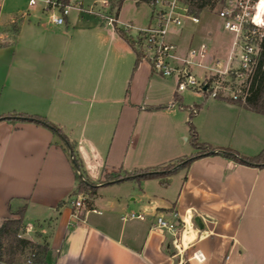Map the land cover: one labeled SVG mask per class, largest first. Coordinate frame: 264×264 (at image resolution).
Listing matches in <instances>:
<instances>
[{
	"label": "crops",
	"instance_id": "1",
	"mask_svg": "<svg viewBox=\"0 0 264 264\" xmlns=\"http://www.w3.org/2000/svg\"><path fill=\"white\" fill-rule=\"evenodd\" d=\"M26 2L12 9L0 6V51L12 50L0 57L4 85L0 116L12 112L39 116L59 128L92 181L103 173L154 169L196 154L188 122L199 143L212 148H227L220 147L213 135L226 131L229 121H234L235 136L241 140L239 155L252 157L264 147L263 130L257 127L262 122L251 116L254 112L225 99L206 102L204 95L184 106L173 91V78L164 84L167 102L172 100L167 106L159 100L144 107L132 103V97L126 101L127 90L121 95L125 73L118 55L107 61L102 22L77 11L68 14L62 25L51 21L52 13L47 18L36 11L24 22L29 13ZM51 25L53 31L48 29ZM69 26L91 32L69 35ZM105 33L110 40L117 34L111 28ZM165 39L176 44L167 34ZM191 40L188 36L182 46L175 45L178 58L187 56ZM131 69L137 81L141 75L148 85L153 81L145 67L133 64ZM190 107L196 109L194 114ZM114 113L117 124L110 139ZM63 144L44 126L0 121V225L14 218L8 212L12 200L25 202L22 222L31 230L23 236L48 245L45 264H264V168L203 156L166 177V185L162 179L98 183L90 206L75 208L72 201L87 196L75 195V173ZM129 214L142 218L121 219ZM172 214L184 223L185 241L184 232L176 237L155 227L156 216L171 220ZM195 218L201 227L194 224ZM195 252L201 261L192 258Z\"/></svg>",
	"mask_w": 264,
	"mask_h": 264
},
{
	"label": "built area",
	"instance_id": "2",
	"mask_svg": "<svg viewBox=\"0 0 264 264\" xmlns=\"http://www.w3.org/2000/svg\"><path fill=\"white\" fill-rule=\"evenodd\" d=\"M38 1L42 3L46 11L53 14L51 21L56 25H62L69 11L74 9L96 17L113 30L115 27L121 28L124 32L133 29L129 24L119 22L116 16L104 13V10L109 7L106 0L93 1L86 8L83 7V0H67L66 2L65 0H27V5L33 7ZM97 3L100 5L99 8L96 7ZM147 4L150 8L152 23L146 29L138 31L136 40L140 42L141 59L147 61L151 72L162 78L175 79L176 93L186 89H196L205 92L212 99L243 101L258 62L260 43L264 37V0H225L224 5L216 11L223 29L232 34L233 48L237 47L240 53L238 56L230 53L224 68H221L219 61H215V71L208 73L202 81L195 79L191 67L201 66V60L206 56L207 46L200 44L196 49H189L185 58H178L175 54V45L165 39L169 26H179L184 18H188L192 23H197L198 19L187 15V8L181 0H148ZM193 57L198 58L195 64L191 61ZM233 61L236 62L235 67H232ZM189 112L194 114L196 109L190 107ZM72 205L75 208L82 207L83 199H75ZM141 218L140 215L135 214L121 217L122 220ZM177 219L176 214H172L171 220L162 215L156 216L155 227L177 237L185 231L184 223ZM30 230V227H26L25 233ZM173 246L179 254L176 240L173 241ZM192 258L197 261L203 259L198 252H195Z\"/></svg>",
	"mask_w": 264,
	"mask_h": 264
},
{
	"label": "rangeland",
	"instance_id": "3",
	"mask_svg": "<svg viewBox=\"0 0 264 264\" xmlns=\"http://www.w3.org/2000/svg\"><path fill=\"white\" fill-rule=\"evenodd\" d=\"M5 1V2H4ZM93 1L100 2V0H83V7L86 8L89 6ZM108 1L109 7H107L104 10V13H110L112 16H117L121 22L124 24H130L134 27V29L128 30L126 35L130 37L132 40L136 41L138 37V31L146 29L151 23V14H150V8L146 2L139 1V0H124L122 4L120 5L119 9H116L115 6L111 4V0ZM233 1V0H231ZM4 3V9H12L14 7H19V5H23L24 7L25 3L24 0H0V6H2ZM27 3V2H26ZM28 6V5H26ZM99 3L96 4V7L99 8ZM220 6H217L213 11L208 12H202L198 17L197 23H192L188 18H184L181 20V24L179 26H169L167 28V38L170 37V39L176 43L177 47L179 48V44L182 46V43L186 41L188 36H191V44H189V49H196L201 43H205L207 46L206 50V56L201 60V66L197 67L196 65H193L192 68V74L194 75L195 79L197 81H202L204 73H213L215 71L214 68V62L218 60L220 62V65L223 67L225 63V59L228 55V53L231 51V39L232 34L227 32L222 27V22L220 18L217 16L216 11L219 9ZM29 13H26L22 19L24 22H28L29 16L36 11L38 14L42 16H46L47 18H50L51 12H48L44 9L42 6V3L38 1V3L33 6H28ZM5 11V10H4ZM75 10L69 11V15H74ZM1 13V12H0ZM19 14V13H18ZM117 14V15H116ZM4 16V15H3ZM6 17V16H5ZM17 19L15 18L12 23H9V30L13 31L15 28ZM33 21V19L31 20ZM49 21V20H48ZM50 23V22H49ZM8 24L3 25V29L6 30ZM62 27V26H59ZM50 31H53L52 25L50 26ZM109 29L105 25L104 27H101V42L104 43V45H108V58L107 61H111L113 58V55H118L119 57V66L124 70L126 81L124 83V88L121 93V95H124V91L127 90L126 95V101L132 97V103H134L137 106H146L150 105V103H155L154 101H160L162 105H168L172 103L167 102V93L166 88L164 87V84L167 82H174L172 78H161L159 75H156L152 73L149 74V70L147 69L146 65L147 61L144 59H141V61L137 64L136 67H145L147 70V76L151 77L153 81H150V84L148 85V81H146L145 76L141 75L139 80L137 81L136 77H134L131 74L132 66L135 62V54L132 53L131 49L128 47L126 42L118 35L115 34L113 36V40H110V36H108L105 32ZM91 31H75L72 27H68L67 33L70 35L74 34L76 36L78 35H85L87 36ZM180 33V35H178ZM210 33L211 38H208V34ZM110 40V41H109ZM138 49H140L138 47ZM12 53V50H2L0 51V57L3 56H9ZM232 53L236 56L239 55L240 50L237 47H234L232 50ZM194 64L198 62L197 57H193L191 60ZM236 66V62H232V67ZM6 67L4 68V70ZM130 81L129 87H127V82ZM151 79V80H152ZM0 81V94L3 90V83ZM176 90V85H174L173 91ZM178 95L182 97L183 105L184 106H190L192 105L196 100L198 96H205L207 98L206 102H213L217 99H212L208 95L205 94V92L196 90V89H186L182 92H179ZM159 103V102H157ZM168 103V104H167ZM174 107L178 109V103H174ZM236 106V105H234ZM184 112H188L187 108L182 107ZM96 111V102L94 101L92 110L90 112L91 120L95 116ZM255 119H258L262 122V126L257 124V127L259 129L263 130V137L262 141H264V116L254 114L251 115ZM116 113L113 115V123L110 125V128L108 129L109 132V138L112 139L115 128H116ZM229 121V120H228ZM230 127L226 129V131H223L221 133H217L216 135H213L215 138V141L219 143L220 147H227L234 149L238 153L239 151H243L242 147H240V139H237L235 136V130H234V121L230 123ZM227 122H223V124H228ZM259 125V126H258ZM151 128H155V125ZM254 128V127H251ZM201 135H204V129L201 130ZM252 133V131H249ZM198 142H201L200 139H198ZM264 145V142H263ZM237 147V148H236Z\"/></svg>",
	"mask_w": 264,
	"mask_h": 264
},
{
	"label": "trees",
	"instance_id": "4",
	"mask_svg": "<svg viewBox=\"0 0 264 264\" xmlns=\"http://www.w3.org/2000/svg\"><path fill=\"white\" fill-rule=\"evenodd\" d=\"M66 1L67 0H65V2ZM123 1L124 0H111V4L115 6L116 9H119ZM139 1L147 3L148 0ZM181 1L187 8V15L196 18L202 12H211L217 6L222 7L225 3V0ZM114 30L134 52V67H136V65L141 61V51L138 49L140 44L139 40H132L121 28L115 27ZM225 101L242 105L245 109L264 116V37L260 43L258 62L254 69L244 100L232 101L230 99H225ZM4 120L30 122L44 126L55 135L63 139V143L64 141L67 142V145L71 151V158L74 163L71 165L75 173L76 180L75 195L82 194L87 196V198L83 200V204L86 208L90 206L89 199L94 195L95 185L98 183H117L127 180L138 182L139 180L143 179H162L161 184L166 185V177H169L179 169L187 168L192 161L203 156L218 155L237 164L264 168V147L257 155L252 157L241 156L236 151L229 148H212L208 145L198 142L195 129L191 123L188 122L190 142L195 149L199 150V152L196 154L190 157L177 159L173 163L158 166L154 169L136 170L127 174H121L119 171L103 173L102 178L95 182L87 176L85 170L83 169L80 158L74 151V147L68 143L67 139L64 137L59 128L50 124L42 117L30 116L15 112L0 116V121ZM64 147L66 148V146ZM21 201L22 200L19 199L11 201V203L8 205V212L14 218L6 219L0 225V263L45 264V255L48 250V245L46 243H36L23 236L25 233V226L23 225L22 220L26 209V203ZM15 202H18V204ZM18 235H22V237H18Z\"/></svg>",
	"mask_w": 264,
	"mask_h": 264
},
{
	"label": "water",
	"instance_id": "5",
	"mask_svg": "<svg viewBox=\"0 0 264 264\" xmlns=\"http://www.w3.org/2000/svg\"><path fill=\"white\" fill-rule=\"evenodd\" d=\"M204 90H205V86L203 87V91H204ZM62 140H63V139H62ZM64 144H65V146H66L67 149H68L69 157H70V162H71V164H74L73 161H72V158H71V151H70V148H69L68 145H67V142L64 141ZM193 222H194V224H195L196 226L201 227L198 218H195V219L193 220Z\"/></svg>",
	"mask_w": 264,
	"mask_h": 264
},
{
	"label": "bare ground",
	"instance_id": "6",
	"mask_svg": "<svg viewBox=\"0 0 264 264\" xmlns=\"http://www.w3.org/2000/svg\"><path fill=\"white\" fill-rule=\"evenodd\" d=\"M186 240V233L184 232L183 233V241H185Z\"/></svg>",
	"mask_w": 264,
	"mask_h": 264
}]
</instances>
